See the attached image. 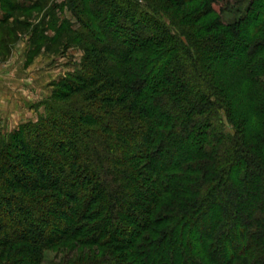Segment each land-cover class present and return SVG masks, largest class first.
<instances>
[{"label": "trees", "instance_id": "obj_1", "mask_svg": "<svg viewBox=\"0 0 264 264\" xmlns=\"http://www.w3.org/2000/svg\"><path fill=\"white\" fill-rule=\"evenodd\" d=\"M63 5L79 26L56 11L51 42L86 43L82 67L0 143V264H264V0L232 22L202 0L178 31L139 0Z\"/></svg>", "mask_w": 264, "mask_h": 264}, {"label": "rangeland", "instance_id": "obj_2", "mask_svg": "<svg viewBox=\"0 0 264 264\" xmlns=\"http://www.w3.org/2000/svg\"><path fill=\"white\" fill-rule=\"evenodd\" d=\"M201 1L202 0H195L190 3L187 8L192 9L197 7ZM34 2L36 1L0 0V20H6V24L2 26V30L0 32V38L6 35L5 29L7 27L14 26L17 34L15 42L20 39H23V41L28 39L32 42V49L25 50L22 47L21 62H24L25 57L28 60L31 56V58H33L34 55L37 54V58L33 62V65L36 62L37 67L33 69L32 74L33 78L37 77L38 82L37 85L33 84V86H30L23 81L22 84L16 88L18 104L21 106L18 105L19 108H16L14 116L11 115L10 121H5L6 123L4 121L0 122V143L4 139H8L9 135L15 131L21 123L37 121L40 116L45 115L46 102L52 96L59 80L69 74L71 75L80 71L82 67V57L84 55L83 46L86 43L73 39L72 33L70 32H66L61 35L59 40H57V44L51 42L52 37H54L55 34L54 27L52 26L53 23L50 22V19L56 11L58 18L56 24H59L60 21L66 20V18H69L73 27L79 26L78 22H76L75 18L72 16L70 9L67 8V5H63V7L59 6V3L63 2V0L54 1L53 4H56L58 7L56 8V6H54V11L53 8L50 7V2H52V0H39L41 4L36 10H29L27 12L21 11V7L25 5L30 6ZM160 2L161 0H139V4L143 7V10L147 12L148 9L153 10L167 24H169L173 30L178 31L179 17L186 11L187 8H183L179 12L173 14V9L161 8L159 5ZM250 2L251 0H232L233 5L230 10L222 14L223 19L225 21L232 22L241 17L245 13V10L249 6ZM11 5L12 9L8 8V6ZM20 22H27L31 25L27 26L20 24ZM182 37L184 38V36ZM3 54L4 52L0 51L1 57H3ZM18 72L21 74L22 78H30L31 76L30 70L27 69L24 71L19 69ZM6 85L11 88L10 83H7ZM89 88L91 87L83 88L78 92L72 93L66 99V102L76 100L79 101L78 103L83 104V93ZM56 102L60 103L63 101L62 99H57ZM225 126L230 129V126L227 123H225ZM60 257L61 255L56 256L55 251L52 249L45 250L41 264H53V261L58 260Z\"/></svg>", "mask_w": 264, "mask_h": 264}, {"label": "crops", "instance_id": "obj_3", "mask_svg": "<svg viewBox=\"0 0 264 264\" xmlns=\"http://www.w3.org/2000/svg\"><path fill=\"white\" fill-rule=\"evenodd\" d=\"M22 47L25 50L32 49V42L28 39H25V41H23V39L17 40L12 44L9 55L5 58H0V122L10 121L11 115L14 116L16 108H19L18 105L20 104H18L16 88L20 86L23 81H25V83L29 84L30 86H33V84H38L37 77L33 78L32 74L33 69L37 67L36 62L33 65L34 60L37 58V54L34 55V59L31 58L32 56L28 60L25 57L24 62H21ZM19 69L23 71L25 69L30 70L32 77L30 76V78H22L21 74L18 72ZM7 83H10L11 88L6 85Z\"/></svg>", "mask_w": 264, "mask_h": 264}]
</instances>
